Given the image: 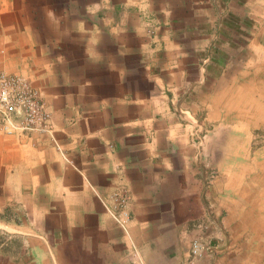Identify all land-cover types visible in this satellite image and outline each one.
I'll return each mask as SVG.
<instances>
[{
    "label": "crops",
    "instance_id": "crops-1",
    "mask_svg": "<svg viewBox=\"0 0 264 264\" xmlns=\"http://www.w3.org/2000/svg\"><path fill=\"white\" fill-rule=\"evenodd\" d=\"M33 1L0 0V71L48 114L0 135V264H190L199 235L198 264H264V0L90 2L75 65Z\"/></svg>",
    "mask_w": 264,
    "mask_h": 264
},
{
    "label": "built area",
    "instance_id": "built-area-1",
    "mask_svg": "<svg viewBox=\"0 0 264 264\" xmlns=\"http://www.w3.org/2000/svg\"><path fill=\"white\" fill-rule=\"evenodd\" d=\"M48 114L41 91L28 79L0 71V135H30L45 130ZM115 208L107 210L116 222L123 226V219H129L125 210L129 204L126 192L112 196ZM205 244L196 239L191 245V261L202 256Z\"/></svg>",
    "mask_w": 264,
    "mask_h": 264
},
{
    "label": "rangeland",
    "instance_id": "rangeland-1",
    "mask_svg": "<svg viewBox=\"0 0 264 264\" xmlns=\"http://www.w3.org/2000/svg\"><path fill=\"white\" fill-rule=\"evenodd\" d=\"M74 0H47V2H52L55 5L48 6L47 10H49L52 15L54 10L63 15L64 21L62 22H56V21H43L41 23L42 26L45 27L44 33L46 38H54V40H57L58 43L62 42L63 46L65 47L66 53L63 54V58L61 59L59 55L55 52L52 56H55L57 58H60V61L70 62L74 61V65L79 62H86V55L72 52V48L77 47L78 49H81L82 46L86 44L85 40H82L81 34L79 35L76 33L78 30L86 29L87 27L93 28V29H100L102 27V10H98V6L86 7L88 3H99L100 0H77L79 3V6H76L73 3ZM33 2H37L34 0ZM114 2H117L114 0ZM98 5V4H97ZM33 9L36 11V14H41L42 11L46 10L45 7L41 6H33ZM87 11H90L88 14ZM119 8L115 7L114 12L111 10L108 14L113 15L119 14ZM53 17V16H51ZM88 21V22H87ZM57 26V29H56ZM55 45L52 43V47ZM92 59H95L96 61H104L110 59V57L101 55L100 53H95L93 55H90ZM118 57V56H117ZM113 58V57H112ZM119 60L116 59V62ZM113 67V65H112ZM70 66L67 65V67H64V65H60L59 69H69ZM133 78V76H131ZM37 87V86H36ZM39 90L40 88L37 87ZM41 91V90H40ZM42 93V92H41ZM204 237L203 235H199V238ZM210 246V245H209ZM208 245H205V250L202 253V256L199 257L195 264H198L202 258H204L207 252L210 251V248ZM208 255V253H207Z\"/></svg>",
    "mask_w": 264,
    "mask_h": 264
}]
</instances>
